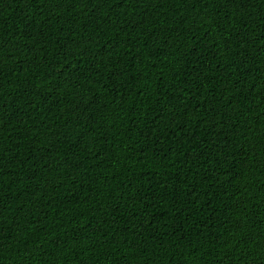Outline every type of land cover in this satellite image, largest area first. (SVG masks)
<instances>
[{"label":"trees","instance_id":"trees-1","mask_svg":"<svg viewBox=\"0 0 264 264\" xmlns=\"http://www.w3.org/2000/svg\"><path fill=\"white\" fill-rule=\"evenodd\" d=\"M0 264H264V0H0Z\"/></svg>","mask_w":264,"mask_h":264}]
</instances>
